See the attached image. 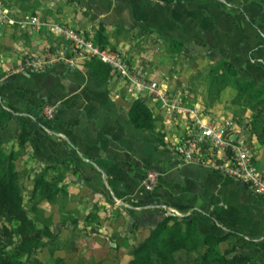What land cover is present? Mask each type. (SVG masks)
Masks as SVG:
<instances>
[{
  "label": "crops",
  "instance_id": "0c3cea01",
  "mask_svg": "<svg viewBox=\"0 0 264 264\" xmlns=\"http://www.w3.org/2000/svg\"><path fill=\"white\" fill-rule=\"evenodd\" d=\"M45 2L46 10L36 9L31 18L44 13L48 22L56 19L100 48L94 36L102 25L108 40L105 49L122 54L132 71L139 72L146 81H155L159 90L180 100L204 122L221 123L204 117L198 103L189 105L186 96L169 82L153 77L158 72L139 63L145 54H139L137 61L136 52L114 49L127 46L120 40L121 35L142 33L151 47L165 46L173 56L187 55L193 60L190 68L202 63L203 73L217 75L218 70L221 80L230 77L225 71L227 63L236 75L264 88L262 0ZM0 7L8 20L22 18L21 9ZM50 25H40L45 31L40 26L36 28L41 31H30L26 25L15 24H4L0 29V108L9 114L0 131V146L13 151L16 170L18 164L26 162L32 179L47 166L51 168L46 171V179L60 175L56 197H61L63 206L77 208L76 217L81 216L78 228L89 235L90 242L100 246L99 253L91 250L97 261H105L109 252L130 259L133 247L171 214L179 220H192L200 235L225 236L220 249L237 251L249 258V264H264V196L206 166L181 163L174 146L190 133L187 116L168 118L153 95L127 93L125 80L103 62L110 75L104 81L98 80L87 66L96 57L65 62L61 56L69 55V43L51 31ZM21 52L44 54L36 59L48 64L43 70L24 65L18 60ZM227 88L228 83L222 91ZM135 98L146 100L153 108L157 118L153 130L137 128L130 121L128 110ZM45 104L55 106L51 121L42 115ZM233 122V139L243 143L264 172V147L248 133L245 124ZM179 123L184 125L180 133ZM22 125L32 131L23 147L17 140ZM52 167L58 168V173ZM146 170L159 174L160 182L151 194L140 186ZM55 200L43 202L51 206ZM190 255L195 257L197 253Z\"/></svg>",
  "mask_w": 264,
  "mask_h": 264
},
{
  "label": "trees",
  "instance_id": "16d2710c",
  "mask_svg": "<svg viewBox=\"0 0 264 264\" xmlns=\"http://www.w3.org/2000/svg\"><path fill=\"white\" fill-rule=\"evenodd\" d=\"M103 30L104 28L100 25L94 37L95 42L105 48L108 40ZM225 65V71L236 89V94L231 101L236 106L234 115L241 123L243 115L249 111L250 119L244 127L251 136H256L259 142L264 144V88L256 87L242 79L236 75L229 64L225 63ZM87 66L92 75L100 81H104L110 75L109 67L97 59L89 61ZM214 80L218 81L222 88L228 82V79L225 80L224 77L222 80ZM240 111L242 116L239 114ZM128 116L137 128L153 130L156 126L157 118L153 108L142 98H135L131 102ZM8 117V112L0 108V131ZM31 134V129L22 125L17 136L18 144L23 146ZM14 160L15 155L12 152H6L0 146V218L12 224L11 229L5 226L0 229V264H25V260L43 244L40 239L43 231L35 228L24 205V191L28 190L30 202H52L60 192L58 186L61 180L60 175L56 174L50 179L45 178L46 171L51 166L45 167L33 177L29 189L22 173L16 170ZM31 210H38L34 203L31 204ZM178 218L171 214L165 217L150 231L149 236L133 249V258L127 264H176L179 252L187 255L197 253L190 264H249V258L237 251L220 249L219 243L225 239V236L200 235L192 220ZM44 233L50 238L56 235L47 225L44 226ZM15 237L16 240H14ZM20 257H24V261ZM94 264H102V262Z\"/></svg>",
  "mask_w": 264,
  "mask_h": 264
},
{
  "label": "rangeland",
  "instance_id": "374dc122",
  "mask_svg": "<svg viewBox=\"0 0 264 264\" xmlns=\"http://www.w3.org/2000/svg\"><path fill=\"white\" fill-rule=\"evenodd\" d=\"M1 5L4 8L11 6L16 10L21 9L22 13L19 14V16L22 15V18H14L12 23L10 17L9 20L6 18L7 13L5 15V11H3V8L0 7L2 9L0 10V29L4 28V24L7 26H9V24H15L19 26L26 25V27H29L30 31H41V29H43L42 27H47L48 23H50L51 25L49 27L51 28V31H57L56 29H62L66 31L72 30L65 28L61 22L58 23V21H55L56 19H54L52 22H48V15L46 16L44 13H42L39 18L30 17L35 14L36 9L38 8L43 7L44 10H42H46L45 0H0V6ZM25 15L29 17L26 19ZM40 25H42V27ZM38 26H40L41 29L38 30V28H36ZM44 29L43 31H45ZM122 36L123 35H121L120 40H124L127 46L123 48L124 45H119V47L117 46L114 49H119L124 53L136 52L134 56L136 60H139V58H137L139 54H145L143 57H141L142 60L140 59L139 63L148 64L147 70H155L158 72L157 74L154 73L153 75V77L156 79H162L166 82H169L175 90L179 89V93H182L186 96L185 100L189 105L195 104L196 106V103H198L197 107L204 117L206 116L213 121L221 123H224L228 119H232L241 125H246L247 121H249V111H246L245 114L243 113L244 118L241 123L237 120V116L232 114V110L236 108L235 105L231 104V100L235 96V92L232 89L233 85L231 78L228 77L227 80L228 88L222 91V85H219L218 81L214 80H220V72L218 70H216L217 75H215V73L212 75L209 73H203L205 68H202V63H200V66L196 68H190V65L193 61L190 57L181 53L173 56L168 52L169 48L165 46L153 48L147 43L148 41L144 34L142 35V33L134 32L133 35L129 34L125 35V37ZM42 56H44V54L35 55L33 53L26 54L21 52L18 55V60H20V63L27 65V61H33L38 57L42 58ZM220 70H222V68H220ZM127 86L128 84H125V88ZM220 91L222 92L219 95L218 93ZM239 114L242 116L241 111ZM180 119L183 120V117ZM182 127H184L182 123L177 125L178 133L183 130ZM255 139L260 146L264 147V144L260 143L257 137ZM247 141L248 136H245V142ZM3 149L6 152L13 153V151L10 149L8 150L4 147ZM257 155L258 153L256 154V157ZM18 165L17 171L22 173L27 187L30 186L32 184L31 177L33 174L28 172V165L26 162L23 165ZM31 166L32 165L29 164V167ZM54 169L55 172L58 173V168L54 167ZM23 195L24 205L29 212V216L31 217L35 228L37 230L43 231V233L40 234V239L42 240L43 244L31 255V257L25 260V264H94L97 262H105L104 264H127L133 258L132 255H130V259H120L118 254H112V252H109L105 261H97V258L93 256L92 253L95 251L99 253L100 246L90 242L91 240L88 239L89 235L84 233L82 229L78 228V220L81 216L76 217L78 214L76 213L77 208L75 206H63L62 203L60 204V196L55 197L56 202L49 206L43 201L30 202L28 190H25ZM33 203L35 206H37L38 210H31V204ZM65 224L68 226L66 227ZM46 225L49 227L52 233L56 234L54 238H50L44 233V226ZM3 226L8 229L12 228V224L7 223L4 219L0 218V229ZM3 240L5 239L3 238ZM14 240H16V237ZM102 247L104 249V246ZM91 250H93V252H91ZM193 258L194 257L191 255L182 253L178 255L176 264H190ZM20 259L24 261L25 258L20 257Z\"/></svg>",
  "mask_w": 264,
  "mask_h": 264
},
{
  "label": "built area",
  "instance_id": "2783aa9c",
  "mask_svg": "<svg viewBox=\"0 0 264 264\" xmlns=\"http://www.w3.org/2000/svg\"><path fill=\"white\" fill-rule=\"evenodd\" d=\"M264 1V0H262ZM35 20V19H34ZM69 43V55L61 56L62 60L72 64L78 58L96 57L110 66L113 72L125 80L127 93L138 95L147 92L160 102L168 118L185 115L189 119V134L178 140L174 146L179 161L183 164H200L240 182L254 193L264 196V172L254 163L250 151L238 139H233L235 124L229 119L224 123L204 122L195 111L185 106L180 100L169 98L159 90L155 81H146L139 72H134L126 60L117 51H109L95 45L82 33L56 29ZM48 62L44 59L27 61V65L36 70H43ZM46 121L55 116V106L46 104L42 107ZM160 182L159 174L146 170L140 180V186L148 193H153Z\"/></svg>",
  "mask_w": 264,
  "mask_h": 264
}]
</instances>
